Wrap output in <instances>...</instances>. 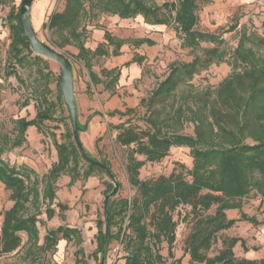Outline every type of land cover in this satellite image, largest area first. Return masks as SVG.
I'll return each instance as SVG.
<instances>
[{"label": "trees", "instance_id": "obj_1", "mask_svg": "<svg viewBox=\"0 0 264 264\" xmlns=\"http://www.w3.org/2000/svg\"><path fill=\"white\" fill-rule=\"evenodd\" d=\"M14 1L0 0V4L7 5ZM62 1L63 8L53 12L49 18L51 44L57 48L73 46L78 50L73 57L83 62L90 71L88 90H91L92 85L103 84L105 90L115 92L121 70L116 72L115 69L103 68L100 76L93 70V62L102 56L120 55L122 47L128 42L104 28V41L94 49L86 45L90 36L88 26L94 22L97 24L103 14L121 19L142 16L149 25H164L174 30L183 39L184 46L194 51L191 60L172 63L167 76L148 97L141 99V105L146 108L140 117L142 124L132 122L129 117L118 124L108 125L111 132H117L116 144L125 149L128 181L136 192L132 197L113 195L104 200V212L96 225V249L92 253L97 264H106L115 242L122 245L123 264H165L167 258L162 252L163 243L168 245V257L174 258L178 226L175 213L184 206L190 208L185 217H189L191 222L184 242V253L190 256L192 262L264 264V259H250L235 254L234 248L239 242L245 250L248 249L245 239L237 236L223 238L219 252L213 256L208 254L220 234L237 222L247 221L254 225L264 223L244 209L246 198L264 200V24L261 33L247 29L240 32L238 46L229 56L242 69L234 70L222 80L213 104L209 100L204 101L203 107L210 113L208 116L205 111H193L194 133H186L179 128L185 121V110L180 107L175 120L171 122L161 116L162 109L158 105L165 107L181 83L192 80L195 75L214 63L225 61L228 56L221 34L196 28L202 0H174L162 4H156L154 0ZM19 11L20 5L12 4L5 19L10 31V43L4 64V78L8 80L15 76L24 85L26 80L20 69H28L31 73L35 71L44 85L33 90L37 100L35 116L15 119L12 133L5 135L0 142V182L10 191L13 201V205L3 213L0 255L20 250L23 232L27 234V243L39 242V215L30 213L29 205L36 203L39 208L44 201L47 202L46 212L52 218L56 213L52 207L57 196L56 182L63 174L69 175L70 184H73L78 179H88L96 172L106 173L103 167L81 153L68 122L70 116L57 119V109L64 107L59 77L57 98L54 100L48 96L52 92L49 85L53 78L49 60L32 50L22 30ZM238 25L237 20L228 30L233 31ZM202 42L214 45L202 47ZM136 43L138 46L143 43L153 45L155 41L140 38ZM144 60L143 56H136L130 62L142 64ZM2 87L0 83V101ZM207 93L210 94L211 90ZM28 104L26 101L25 105ZM135 111V108L128 107L125 111H111L109 115H130ZM47 121L64 124L61 141ZM31 126L48 133L57 151V161L42 177L29 165L11 164L3 157L7 150L21 147L27 142V130ZM174 147L189 148L191 168L181 165L180 171H173L169 175L140 178V170L146 162L162 161ZM101 162L113 172L108 162ZM42 182L45 185L40 189ZM105 186L109 196L114 190L113 181H105ZM57 205L61 211L69 208L66 203L58 202ZM230 210H237L239 216L229 217ZM62 239L81 244L82 231L69 225L50 228L44 235L41 249L52 250ZM175 261L182 264L181 259ZM76 264L87 262L77 256Z\"/></svg>", "mask_w": 264, "mask_h": 264}, {"label": "rangeland", "instance_id": "obj_2", "mask_svg": "<svg viewBox=\"0 0 264 264\" xmlns=\"http://www.w3.org/2000/svg\"><path fill=\"white\" fill-rule=\"evenodd\" d=\"M174 0H154L156 4ZM22 0H15L14 3L0 4V142L7 134H11L14 127V120L19 117L33 118L36 114V99L33 90L40 86L43 81L38 79L37 73L28 69H20L26 84L18 82L15 76L8 80L4 78V64L7 58V51L10 43V31L5 24L11 5H21ZM62 0H35L32 4V23L37 35L44 42L51 44V32L48 28L49 18L56 10L63 8ZM199 23L197 29L203 32L221 34L225 39L224 46L227 48L228 56L225 61L214 63L208 69L194 76L188 82L181 83L173 95L169 98L162 109V117L174 121L179 108L185 110V121L179 125L181 131L194 133L192 118L193 111L204 112L203 103L205 100H215L216 91L222 80L232 74L234 70L242 68L235 65L229 54L238 46L240 32L244 29L261 33L264 24V0H202L199 9ZM238 20V27L229 31V27ZM104 28L119 38L127 39L118 56L99 57L93 62V70L100 76L101 69L121 70L119 82L115 86V92L105 90L103 84L92 85L90 71L83 62L77 61L73 55L78 50L73 46L57 48L64 52L72 61L74 69V88L78 103V124L79 137L82 141L88 157L98 161L105 160L112 169L113 177L107 172H96L95 175L86 180L78 179L70 184V176L63 174L56 182V199L52 207L55 208V215L49 218L46 212L47 202H43L39 208L36 203L29 205L30 213H38L40 222V239L37 244L27 243V234L21 233L23 244L19 252L12 255H0V264H76L77 256L87 264H97L92 257L96 249L97 220L104 212V200L106 194L105 181H113L114 188L117 187L116 196L132 197L136 189L129 184L126 171L125 149L115 142L116 131L109 130V124H118L131 117L132 122L142 124L141 116L146 108L141 105V99L148 97L157 84L163 80L170 71L171 64L179 61L191 60L194 51L184 46L183 39L177 33L164 25H149L145 23L142 16L131 19H121L118 16L103 14L99 17L98 23L88 26L90 31L86 43L91 48L104 41ZM150 38L155 44L143 43L138 46L136 40ZM52 45V44H51ZM211 42H202V47H210ZM136 56H143L142 64L131 63ZM49 60V70L53 73L52 82L49 87L52 90L48 96L56 100L58 93L57 78L60 76V65L52 59ZM130 62V64H128ZM211 90L208 94L207 91ZM63 96V95H62ZM28 101V105H25ZM64 101V98H63ZM209 104V105H211ZM128 107L135 108L130 115L109 112L115 110L125 111ZM207 116L209 110L205 111ZM209 113V114H208ZM57 119L62 116L69 117V110L64 101L63 109L58 108ZM174 119V120H172ZM72 126L70 118L68 119ZM47 125L55 130L59 141L62 140L61 133L65 130L64 124L60 121H47ZM55 125H58L56 127ZM3 157L11 164H26L32 167L40 177L46 175L52 165L57 161V151L52 137L46 132H40L36 127L31 126L27 130V142L17 148L7 150ZM143 158V157H141ZM181 165L187 168L192 167V157L189 148L174 147L171 153L160 162H146L140 170V178H155L161 174L169 175L173 171H180ZM120 183V186L118 184ZM44 183L40 184L43 189ZM111 194V192H110ZM110 195V196H113ZM58 202L68 204L69 208L61 211ZM13 205L10 199V191L0 182V230L3 221V213ZM190 208L184 206L175 213L177 226V239L174 244L175 257H168V245L163 243L162 252L167 258L165 264H177L175 259H181L182 264H205L192 262L190 256L184 253V242L190 231V218L185 213ZM244 209L250 215H256L259 220L264 221V200L250 197L245 199ZM229 217H238L237 210L228 211ZM59 225L78 227L82 231L83 241L77 244L74 240L68 242L65 239L59 241L56 248L43 250L41 245L44 235L50 228ZM241 237L245 239L247 250L239 242L235 248V254L250 259H264V223L254 225L247 221L237 222L231 229L222 232L218 241L208 252L213 256L222 248V240L225 237ZM122 245L115 242L108 254L106 264H123Z\"/></svg>", "mask_w": 264, "mask_h": 264}, {"label": "water", "instance_id": "obj_3", "mask_svg": "<svg viewBox=\"0 0 264 264\" xmlns=\"http://www.w3.org/2000/svg\"><path fill=\"white\" fill-rule=\"evenodd\" d=\"M34 1L35 0H22L20 5L19 14L24 35L29 39L30 46L35 54L43 56L47 59L55 60L60 65L61 73L59 76V83L64 101L69 110V116L72 123L76 144L84 157H87L96 165L103 167L106 172L113 177L111 171L101 161L89 158L86 154L85 147L79 137L80 127L78 124V103L74 88V69L72 61L64 52H61L55 46L44 42L37 35L32 23L31 15V8ZM117 187L118 186L114 188L108 197L116 193ZM108 197L106 200H108Z\"/></svg>", "mask_w": 264, "mask_h": 264}, {"label": "crops", "instance_id": "obj_4", "mask_svg": "<svg viewBox=\"0 0 264 264\" xmlns=\"http://www.w3.org/2000/svg\"><path fill=\"white\" fill-rule=\"evenodd\" d=\"M17 252H19V250H18V251H15V252H13V253H9V255L15 254V253H17ZM4 255H5V254H4ZM6 255H8V254H6Z\"/></svg>", "mask_w": 264, "mask_h": 264}]
</instances>
